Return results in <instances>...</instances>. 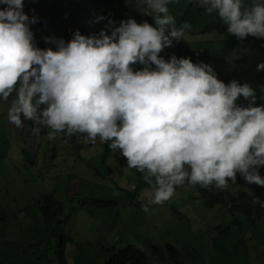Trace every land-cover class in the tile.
I'll return each mask as SVG.
<instances>
[{
    "label": "clouds",
    "instance_id": "clouds-1",
    "mask_svg": "<svg viewBox=\"0 0 264 264\" xmlns=\"http://www.w3.org/2000/svg\"><path fill=\"white\" fill-rule=\"evenodd\" d=\"M28 1L42 2L43 12H60L71 39L45 37L54 47H38L34 36L41 38L42 29L38 17L24 11ZM170 2L140 0L151 10V24L129 17L117 25L108 18L98 33L82 34L81 25L105 19L95 18L83 0H0V102L11 98L8 121L21 127L30 120L48 129L49 140L84 134L85 143H107L152 186L144 212L185 183L225 189L239 173L264 186V104L255 103L249 83H225L209 63L160 55L191 28L176 25ZM200 3L237 38H264V0ZM137 63L143 67L134 70ZM257 70H264V61Z\"/></svg>",
    "mask_w": 264,
    "mask_h": 264
},
{
    "label": "rangeland",
    "instance_id": "rangeland-1",
    "mask_svg": "<svg viewBox=\"0 0 264 264\" xmlns=\"http://www.w3.org/2000/svg\"><path fill=\"white\" fill-rule=\"evenodd\" d=\"M32 4L28 1L24 11L38 17L42 29L41 38L34 36L38 47H54L45 37L71 39V26L65 25L60 12H43L42 2ZM83 4L92 6L95 18L103 14L105 19L81 25L82 34L98 33L108 18L117 25L129 17L138 23L154 22L151 10L140 0H83ZM168 9L178 27L188 22L191 28L185 39L173 40L162 49L161 56L168 59L175 54L190 57L194 63H209L225 83L233 79L249 83L256 91L255 103L264 104V70H257V64L264 61V38L248 35L239 39L228 33L227 25L215 12L206 13L200 0H172ZM141 67L133 66L134 70ZM10 99L0 102V189L11 195L0 193V226L7 231L17 220L22 236L21 229L9 233V238L0 236V264H33L34 249L29 250L27 243L34 235L26 229L36 224L22 210L24 206L36 209L35 201L46 190L64 203L66 232L71 236L65 245L68 264H104L113 250L129 244L145 251L149 264H264L262 216L254 223L246 216L244 220L232 213L230 205H214L208 188L187 183L176 187L169 201L149 205L144 212V194L152 186L143 174L128 168L118 151L110 150L99 138L95 144L85 143L82 134H58L49 140L48 129L30 120L17 127L7 119ZM237 103L246 106L248 101L239 97ZM35 127L39 132L33 131ZM259 173L264 176V166ZM241 185L264 204V186L246 181ZM10 201L13 207L7 205Z\"/></svg>",
    "mask_w": 264,
    "mask_h": 264
},
{
    "label": "trees",
    "instance_id": "trees-1",
    "mask_svg": "<svg viewBox=\"0 0 264 264\" xmlns=\"http://www.w3.org/2000/svg\"><path fill=\"white\" fill-rule=\"evenodd\" d=\"M243 182L245 180L238 173L236 183L229 181L228 187L225 189L210 187L208 188V192L213 195L212 202L214 205L216 203L225 207L230 205L232 213L242 215L244 220L246 216L254 223L259 215L264 218V204L250 191L249 187H242L241 184ZM46 192L41 194L35 201L36 209H32L29 206H24L23 210L19 209L20 212L22 210V213L26 212L25 217H33V224H36V227L30 226V228L26 229V232L29 231L34 235L27 243L29 250L34 249L31 253V257L33 258L31 261L33 264H68L65 257V245L71 239V236L66 232V219L63 217L64 203L51 191L46 190ZM0 193H4L3 189H0ZM4 194L11 197L7 191ZM11 200L15 199L11 198ZM6 203L13 207L11 201ZM254 204L259 209L256 210ZM30 210L32 214H29ZM19 217L17 216L16 218ZM16 221L8 225L7 231H3V226H0V236L9 238V233L17 229H21L22 236V227ZM12 240L16 244L21 243L19 239ZM104 264H149V256L142 249L129 244L119 250H113L112 255Z\"/></svg>",
    "mask_w": 264,
    "mask_h": 264
},
{
    "label": "flooded vegetation",
    "instance_id": "flooded-vegetation-1",
    "mask_svg": "<svg viewBox=\"0 0 264 264\" xmlns=\"http://www.w3.org/2000/svg\"><path fill=\"white\" fill-rule=\"evenodd\" d=\"M40 15V14H39Z\"/></svg>",
    "mask_w": 264,
    "mask_h": 264
}]
</instances>
